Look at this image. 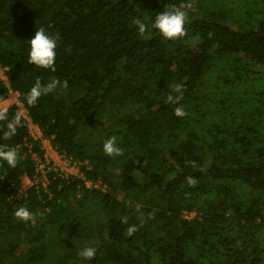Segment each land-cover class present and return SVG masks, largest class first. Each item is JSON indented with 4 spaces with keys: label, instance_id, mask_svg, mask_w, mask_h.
Returning a JSON list of instances; mask_svg holds the SVG:
<instances>
[{
    "label": "trees",
    "instance_id": "1",
    "mask_svg": "<svg viewBox=\"0 0 264 264\" xmlns=\"http://www.w3.org/2000/svg\"><path fill=\"white\" fill-rule=\"evenodd\" d=\"M188 2L0 0V65L30 117L7 107L21 118L9 139L0 122V146L18 153L15 168L0 160V264H264V0H194L178 39L152 27ZM41 27L60 36L55 72L27 63ZM37 78L68 87L29 106ZM177 84L184 117L167 101ZM32 123L83 176L46 162ZM112 136L123 155L103 151Z\"/></svg>",
    "mask_w": 264,
    "mask_h": 264
},
{
    "label": "clouds",
    "instance_id": "2",
    "mask_svg": "<svg viewBox=\"0 0 264 264\" xmlns=\"http://www.w3.org/2000/svg\"><path fill=\"white\" fill-rule=\"evenodd\" d=\"M194 0H190L188 3H182L179 7H174L171 11L164 10L155 17V21L152 27L159 30L161 35L168 40L178 39L184 35L185 24L188 19L187 11L182 9L191 10L193 8ZM134 23L138 26V30L141 36L147 31V25L143 23L140 19H136ZM60 40L59 34L49 35L46 30L41 27L35 31L34 36L30 40L31 50L27 58V63L34 64L36 67L51 69L55 72V64L58 47V42ZM63 87L66 89L68 87L67 80L61 82L59 79L53 78L46 84L42 83L39 78L36 79L34 86L31 87L30 91L26 95V102L29 106H35L42 96L48 95L54 92L57 88ZM183 85H175L173 91L179 93V95L169 94L167 101L176 105L175 115L177 117H184L187 115L183 105H180V101L183 99ZM20 116L17 115L13 119L8 118V108L0 107V122L6 123V131L3 133L5 139H9L17 133V128L20 125ZM103 151L108 156H120L123 155V149L117 144V137L112 136L108 138L103 144ZM0 160L6 161L7 164L13 168L16 167L18 163V153L14 148H7V146H0ZM191 167H197L195 161L187 162ZM185 180L189 187H195L198 181L192 177L187 176ZM15 217L24 222H31L33 226L36 224V214L30 212L26 207L18 208L15 213ZM152 217V214H149ZM128 218H121V223L127 224ZM138 231L136 225H129L126 229L127 235L129 237L133 236ZM97 253V249L94 247H87L78 252V255L84 259L91 260L94 259Z\"/></svg>",
    "mask_w": 264,
    "mask_h": 264
},
{
    "label": "built area",
    "instance_id": "3",
    "mask_svg": "<svg viewBox=\"0 0 264 264\" xmlns=\"http://www.w3.org/2000/svg\"><path fill=\"white\" fill-rule=\"evenodd\" d=\"M6 70H7L6 68H4V67H2L0 65V79L3 80V82L10 88V95H9V97H14V99H15L14 100V103H17L20 106V108H19L20 113L22 115H24L30 121V117L28 116L27 109L24 107V105L20 101V93L18 91H16V90L11 89V87H10V82H9V78H8V75H7ZM32 126L37 127L38 125L32 123L30 125V131H31V127ZM34 156L37 157L36 154H34ZM45 158H46V162L49 163L50 161L47 159L48 157H47L46 154H45ZM60 158L64 161V163H65L66 166H70V167L78 166L79 167V165L81 164L80 162L75 161L72 158L67 157L64 154H62ZM37 161H38V168L43 172V175H42L43 176V183H44V185H46V183H47V177H46V171H45V164L43 162H41L38 158H37ZM55 168L56 169H59L58 167H55ZM59 170L61 171V170H63V168L62 169H59ZM61 172L63 173V171H61ZM63 174L64 175H67V176L70 175V174H66V173H63ZM77 176H79V175H77ZM37 180H38V177H37ZM86 183L89 186L95 185L96 187H102V185H103L102 184V181H97L95 184H93L92 181L87 180ZM103 187L106 188L105 185H103ZM184 215L187 218H191V217H194L195 216V213L194 212H185Z\"/></svg>",
    "mask_w": 264,
    "mask_h": 264
},
{
    "label": "rangeland",
    "instance_id": "4",
    "mask_svg": "<svg viewBox=\"0 0 264 264\" xmlns=\"http://www.w3.org/2000/svg\"><path fill=\"white\" fill-rule=\"evenodd\" d=\"M14 100H15L14 97H8L6 99H3L0 102V107L9 106L12 103H14ZM31 134L33 135V137L40 138L42 140V147L46 151V155L48 157L47 159L55 167H58L59 169L63 168V170H61V171H63V173H66V174H70V175H74V176H76V175L82 176L83 175L82 171L80 170V165H79V167L78 166L70 167V166L65 165L64 161L60 158L62 154L56 150V148L52 145L51 141L48 138H45L43 136V132L38 126L37 127H34V126L31 127ZM27 182L32 183V181L28 178H27Z\"/></svg>",
    "mask_w": 264,
    "mask_h": 264
},
{
    "label": "crops",
    "instance_id": "5",
    "mask_svg": "<svg viewBox=\"0 0 264 264\" xmlns=\"http://www.w3.org/2000/svg\"><path fill=\"white\" fill-rule=\"evenodd\" d=\"M8 107V106H7ZM39 127V126H38ZM45 154H46V151H45Z\"/></svg>",
    "mask_w": 264,
    "mask_h": 264
}]
</instances>
